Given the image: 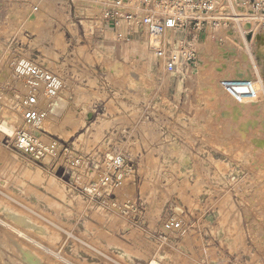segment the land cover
<instances>
[{"label":"rangeland","instance_id":"374dc122","mask_svg":"<svg viewBox=\"0 0 264 264\" xmlns=\"http://www.w3.org/2000/svg\"><path fill=\"white\" fill-rule=\"evenodd\" d=\"M110 2L0 0V125L18 117L13 135L0 127V264H264V36L240 47L245 67L230 56L167 75L141 32L104 27ZM202 41L205 64L236 42L227 30ZM18 58L64 80L62 114L37 129L58 155L41 161L14 145L36 128L23 122ZM106 155L120 181L83 191ZM173 213L182 230L164 228Z\"/></svg>","mask_w":264,"mask_h":264},{"label":"built area","instance_id":"2783aa9c","mask_svg":"<svg viewBox=\"0 0 264 264\" xmlns=\"http://www.w3.org/2000/svg\"><path fill=\"white\" fill-rule=\"evenodd\" d=\"M250 14L257 15L252 17L253 21L245 32L246 39L251 43L255 33L264 36V0H112L100 19L104 27L116 30L119 22L129 23L126 36L141 32L164 73L178 76L198 64L204 34L233 31L241 24L240 19ZM245 19L251 21L249 17ZM13 66L26 88L19 103L23 122L28 127H36L17 130L13 139L15 147L37 161L58 155L57 143L44 140L37 129L41 128L40 124L48 116L51 105L59 98L63 78L31 59H15ZM43 98L48 99L47 103ZM104 159L99 177L83 191L96 195L112 190L120 181L121 177L116 179L114 174L112 155H106ZM121 160L122 157L118 158V161ZM74 162L78 166L83 158H76ZM164 228L182 230L183 220L173 213L164 222Z\"/></svg>","mask_w":264,"mask_h":264},{"label":"bare ground","instance_id":"6f19581e","mask_svg":"<svg viewBox=\"0 0 264 264\" xmlns=\"http://www.w3.org/2000/svg\"><path fill=\"white\" fill-rule=\"evenodd\" d=\"M254 16H257V15H252V14H250V15H246L244 18H242V19H240L241 20V24L235 29V30H233V31H228L227 32V34L231 37V38H233L236 42H235V45H232V44H229V46H227V48H228V50L227 49H225L226 50V52L223 54V56L225 57L224 59L226 60H223V59H221V61H220V59H219V57H218V59H217V61H216V63H219V64H221V66H226V65H231V62H233L232 61V59L230 58V56H232V57H234V56H240V59H237L236 60V66H243L241 63H242V60L243 61H245V62H248V60H249V56L244 52V50L243 49H241L240 47H242V48H244L243 46H244V44L246 45V46H248L249 47V44H251L252 43V41H253V47H255V40H256V38L258 37V36H261V37H263V35L261 34V33H255V35H254V37H253V40L251 41V43H250V41L249 40H247L246 39V37H245V32H246V30H247V28L249 27V24H251L252 23V21H253V19H252V17H254ZM246 17H249V18H251L250 20V22H248L249 20L248 19H245ZM249 41V42H248ZM237 45H240V46H238L237 47ZM256 48V47H255ZM255 48H254V52H253V54L255 55ZM248 54H251L250 52H251V49H250V47L248 48ZM207 57V56H206ZM205 61H206V59H203V58H200V64L201 65H203V66H207V65H209V64H211V63H207L206 62V64H205ZM234 63V62H233ZM248 67H252V65L251 64H249V66ZM249 74H251L250 72H249ZM259 75V74H258ZM258 75H256V74H254V76L250 79L251 80V84L249 85V88H248V92L249 93H251L252 95L253 94H255L256 92H257V88H258V86H256V83H257V81H258V79H259V77H258ZM242 76H244V77H242ZM242 77V78H241ZM234 81H241V80H246L247 78H246V76H245V73H240V77L238 76V75H236L234 78H232ZM13 98V97H12ZM60 98V97H59ZM59 98H57L55 101H54V103L51 105V108L49 109L50 111H49V114H51L52 112H53V114H54V112H56L57 114H62V111L64 110V105H65V103H62V102H60L62 99H60L59 100ZM15 100V99H14ZM43 100H44V98H43ZM48 99H45V101H47ZM7 102H9V101H7ZM10 102H14L13 100L11 101L10 100ZM256 102H258V101H256ZM7 104V103H6ZM5 104V105H6ZM15 104V103H14ZM254 104H256V103H254ZM11 107V106H10ZM14 107H15V105H14ZM13 107V109L15 110L16 108H14ZM17 108H19L18 106H17ZM3 109V108H2ZM4 110V109H3ZM7 110V109H6ZM19 110V109H18ZM17 111V110H16ZM3 112V111H2ZM15 112V111H14ZM10 113V112H9ZM17 113H18V111H17ZM234 113H238V112H234ZM20 115V114H19ZM4 116V115H3ZM57 117V116H56ZM18 118V117H17ZM17 118H15V116H14V114H12V112L10 113V114H6V117L5 118H3L4 120L1 122V125H0V127H1V129L4 131V132H7L9 135H13L14 133H15V131H16V129H17V127H16V125H15V121H16V119ZM55 118V117H54ZM62 118V117H61ZM65 119V118H64ZM66 121V120H65ZM64 121V122H65ZM21 122V121H20ZM63 122V123H64ZM60 123V122H59ZM21 124V123H20ZM19 124V125H20ZM26 125V127L28 126L27 124H25ZM19 127V126H18ZM35 171V170H34ZM38 172V171H37ZM39 173V172H38ZM37 173V174H38ZM16 176V175H15ZM20 176V175H19ZM23 177V176H22ZM19 178V177H18ZM15 217H17V216H15ZM30 257V256H29ZM151 264H157V262L156 261H152V263Z\"/></svg>","mask_w":264,"mask_h":264},{"label":"crops","instance_id":"0c3cea01","mask_svg":"<svg viewBox=\"0 0 264 264\" xmlns=\"http://www.w3.org/2000/svg\"><path fill=\"white\" fill-rule=\"evenodd\" d=\"M106 32H108V30H107ZM226 49L228 50L227 46H226ZM224 53H225V52H224ZM213 64H214L216 67H217V66H221V64L215 62V63H211V64L207 65V67H209V66H211V65L213 66ZM232 64H234V63H232ZM232 64H231V65H232ZM242 65H243L242 67H245V66H246L244 63H243ZM225 72H226V71H225ZM246 72H247V71H246ZM222 76H223V75H222ZM60 102H63V101L61 100ZM63 103H65V102H63Z\"/></svg>","mask_w":264,"mask_h":264}]
</instances>
